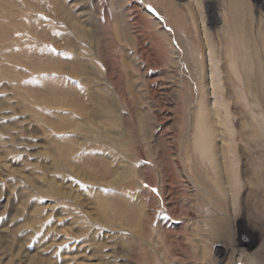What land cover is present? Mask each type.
Segmentation results:
<instances>
[{"label": "rangeland", "instance_id": "obj_1", "mask_svg": "<svg viewBox=\"0 0 264 264\" xmlns=\"http://www.w3.org/2000/svg\"><path fill=\"white\" fill-rule=\"evenodd\" d=\"M31 1L30 8L24 0H0V264H250L264 259V0H247L257 34L256 45L246 39L252 47L247 54L237 51L245 42L228 22L229 0H173L186 21L185 43L194 49L193 73L179 39L162 21L163 10L144 7L138 25L133 16L139 10L123 0H57L64 2L66 14L49 0ZM44 13L51 16L41 21ZM63 13L71 14L65 18ZM146 15L158 17L168 35H155ZM69 19L84 33L77 34ZM14 24L47 27L56 43L72 37L59 48L44 46L57 56L87 57L90 75L65 74L68 67L41 71L18 61L26 45L39 42ZM253 45L258 56L250 53ZM82 77L88 84H81ZM90 89L108 98L110 114L88 119L80 104L46 101L49 92L82 97ZM163 110L170 118L162 126L156 116ZM161 130L173 135L166 141L174 154L164 167L157 157ZM183 144L203 171L209 196L199 182L187 179L191 156H183ZM149 149L151 158L144 153ZM100 157L128 176H84L83 162ZM105 199L119 202L123 210L113 211ZM205 220L225 221V235L210 238Z\"/></svg>", "mask_w": 264, "mask_h": 264}, {"label": "bare ground", "instance_id": "obj_2", "mask_svg": "<svg viewBox=\"0 0 264 264\" xmlns=\"http://www.w3.org/2000/svg\"><path fill=\"white\" fill-rule=\"evenodd\" d=\"M63 1V0H62ZM125 2H127L130 6L131 9H134V10H139L138 11V16H136V14L133 16L134 19L136 21H134L136 24H140L142 21H141V17L143 18L144 17V12H142L141 10L143 9L144 10V7L148 6V7H151L153 9H158L160 12H162L163 10V14H160V16L162 17V21L165 22V24L167 26H169V28L171 29L172 33H173V36L174 38H178L180 43L177 41L178 43V47H180L183 52V57H185V62L187 64V68H189L190 70H192V73L194 72L193 69H194V65H195V54H194V49H189L188 47V44L186 45V38L188 39V36H187V25H186V21H185V18L183 16V14L181 13L180 11V8L176 5V3L173 1V0H140L141 2H139V0H123ZM24 2L26 4H28L31 8V6L34 7V3H32L31 0H24ZM49 2H52L54 4L53 9L54 10H60L62 12L64 11H69L68 9H66L64 7V5H62L63 3L57 1V0H49ZM124 3V2H123ZM139 4L141 5L142 4V7L140 6L139 8ZM43 5V4H42ZM36 6V5H35ZM44 6V5H43ZM67 6V5H66ZM48 7V5H45L43 8H46ZM41 8V7H40ZM68 8V7H67ZM39 9V8H38ZM66 9V10H65ZM227 10H228V16H229V21L230 24L232 25L233 27V34L236 36V38L238 40H242V42H245V44H247L246 42V39L249 41L248 43L250 44V46H252V44L254 43L256 45V38H257V34L256 33H253L252 29H251V26L253 24V17H252V8L251 6L249 5V3L247 2V0H229L228 2V5H227ZM55 11V12H57ZM54 12V11H53ZM147 12V11H146ZM65 13V12H64ZM63 13V15H64ZM46 14V15H45ZM59 14V13H58ZM66 14V13H65ZM71 14V13H69ZM68 14V15H69ZM65 16L66 17H68ZM116 15V14H115ZM30 16V14H29ZM34 17V15H31ZM44 18H41L40 20L41 21H45L47 20V17L48 16H51L47 13H44ZM72 16V15H71ZM147 16V19H148V22L150 25H152V27L154 26L156 28V32L157 34L155 35H159L158 37H166V32L163 30V26L160 25L162 23V21L158 20L157 18L158 17H148ZM203 16V15H202ZM60 18V17H58ZM63 17H61V20H62ZM63 18V19H65ZM71 18V17H70ZM123 18V17H122ZM118 19V18H117ZM60 20V21H61ZM66 20V19H65ZM64 20V21H65ZM70 20V19H69ZM74 20V19H73ZM87 20V19H86ZM115 20H116V17H115ZM72 22V24H74L73 26L75 27L74 28V31L77 32V34H80V33H84V29L83 28H80L79 25L80 23L78 24L77 26V23L75 21H72V19L70 20ZM92 21V20H91ZM63 22V21H62ZM70 22V23H71ZM124 22V20H123ZM65 23V22H64ZM70 23H68L70 25ZM84 23V22H83ZM89 23V22H88ZM87 23V24H88ZM109 23V21H108ZM71 24V25H72ZM138 24V25H139ZM164 24V23H163ZM49 25V24H47ZM66 25V24H65ZM84 25V24H83ZM114 25V24H113ZM118 25V24H117ZM123 27H124V24H122ZM229 25V24H228ZM23 28L20 27L19 24H14L12 26V28H18L20 31L22 30V34L24 33H29L31 35V37H34L36 40H38L39 42V46L37 45H26L28 46L27 50H25V53L23 54V58L21 59H17L18 61H20L21 63H23L24 65L28 66L29 68H33V69H39V70H44V71H64L67 67L69 68V70H67L68 72H66L65 74H68V75H72V76H76V75H79L82 73V76L85 75L87 76L89 74V69L90 66L88 64V62L86 61L87 57H84L82 55V58L79 57L78 55H76L75 53L72 54V56L70 55L68 58L67 57H64L63 55H55L53 54L51 51H50V48L48 47H45L44 45H50L52 48H56V47H60V44L62 43H72L73 40H72V37L70 36H67L64 38L62 37V43H56L57 41H53V38H51V35H50V31L46 28H42V27H37L36 25L34 26H29L27 24H23ZM39 26H41L39 24ZM64 26V25H63ZM72 26V27H73ZM86 26V25H84ZM82 26V27H84ZM125 26H126V23H125ZM137 26V25H135ZM6 27V26H5ZM4 26L2 28L6 29ZM67 27V26H66ZM87 27V26H86ZM119 27V25H118ZM54 28V27H53ZM116 28V27H115ZM151 28V27H150ZM65 29V28H64ZM70 29V28H69ZM87 30V29H86ZM127 30V29H125ZM55 31V30H54ZM95 31V30H94ZM128 31V30H127ZM140 31V30H139ZM6 33L8 32L7 30L5 31ZM57 32V31H56ZM118 32H119V29H118ZM123 32V31H122ZM137 32V31H136ZM142 32V31H141ZM54 33V32H53ZM61 33V32H60ZM72 33V32H71ZM70 33V34H71ZM82 33V34H83ZM121 33V32H120ZM125 33V32H123ZM122 33V34H123ZM142 33H145V32H142ZM52 34V33H51ZM68 34V35H70ZM81 34V36H82ZM91 34V33H90ZM67 35V34H65ZM76 34H74L75 36ZM96 35V34H95ZM125 35V34H124ZM168 35V34H167ZM170 35V34H169ZM73 36V35H72ZM145 36V35H144ZM69 37V38H68ZM84 37V36H83ZM92 37V36H91ZM55 38V37H54ZM157 38V37H156ZM76 39V38H75ZM74 39V40H75ZM86 39V38H85ZM92 39V38H91ZM116 39V38H115ZM124 39V37H123ZM144 39V38H143ZM2 40V39H1ZM52 40V41H51ZM78 40V39H77ZM88 40V39H87ZM94 40V39H93ZM160 41V40H159ZM158 41V42H159ZM190 41V40H189ZM21 41L18 40L17 43H20ZM77 42V41H76ZM123 42V41H122ZM120 41V43H122ZM252 42V43H251ZM5 43V42H2V44ZM14 43V42H13ZM84 43V41L82 42ZM11 44V42H10ZM243 43H241L240 46H238L237 48V51H241L242 53L244 54H247V49L249 47V45L247 44L246 46H242ZM68 45V44H67ZM123 45V44H121ZM214 45V44H213ZM6 46V45H5ZM19 46V45H18ZM24 46V45H23ZM63 47V45H61ZM146 46V45H145ZM3 47V46H1ZM258 47V46H257ZM125 48V47H124ZM254 45H253V50L251 53V55H255V56H258L256 55L258 52H255L254 51ZM8 49V48H7ZM126 49V48H125ZM252 49V47H249V50ZM11 50V49H10ZM62 50V49H61ZM119 50H120V47H119ZM2 51V50H1ZM90 51V50H89ZM88 52V51H87ZM86 52V53H87ZM129 52V51H128ZM142 54H145L143 53V51H140ZM139 52V54H140ZM163 52V51H162ZM215 52V51H214ZM78 53V52H77ZM84 54V51L82 52ZM85 53V55H86ZM58 54V53H57ZM66 54V52H65ZM71 54V53H70ZM90 54V53H88ZM87 54V55H88ZM92 54V53H91ZM120 54V53H119ZM149 54V53H148ZM151 54V53H150ZM22 55V54H21ZM182 55V54H181ZM250 55V56H251ZM91 56V55H90ZM164 56V55H163ZM89 57V56H88ZM132 57V56H131ZM153 57V56H152ZM155 57V56H154ZM162 57V56H161ZM167 57V56H166ZM91 58V57H90ZM126 58V57H125ZM179 58V56L176 57V59ZM92 59V58H91ZM148 59V58H147ZM158 58H156L157 60ZM162 59V58H161ZM257 59V58H256ZM143 60V59H142ZM141 60V61H142ZM163 60V59H162ZM94 61V60H93ZM92 61V62H93ZM120 61V60H119ZM135 61V60H133ZM158 61V60H157ZM177 61V60H176ZM90 62V61H89ZM125 62V61H124ZM149 62V61H148ZM159 62V61H158ZM164 62V61H163ZM215 62V60H214ZM146 63V62H144ZM170 63V62H169ZM93 64V63H92ZM91 64V65H92ZM149 64V63H148ZM157 64V63H156ZM124 66H126L124 63H123ZM139 65V64H138ZM153 65V64H152ZM164 65V64H163ZM170 65V64H169ZM177 65V64H176ZM183 65V64H182ZM215 65V64H214ZM123 66V67H124ZM128 66V65H127ZM146 66V65H145ZM154 66V65H153ZM171 66V65H170ZM216 66V65H215ZM139 67V66H138ZM175 67V66H174ZM125 68V67H124ZM152 68V67H151ZM184 68V67H183ZM126 69V68H125ZM154 69V68H152ZM173 69V68H172ZM98 70V69H97ZM127 70V69H126ZM182 70V69H181ZM91 71V70H90ZM93 71V70H92ZM91 71V72H92ZM99 71V70H98ZM101 71V69H100ZM128 72V71H127ZM101 73V72H100ZM130 73V72H129ZM110 74V73H109ZM184 74V73H183ZM90 75V74H89ZM98 75V74H97ZM111 75V74H110ZM124 75V74H123ZM134 75V74H133ZM151 76V75H150ZM71 77V76H70ZM103 76L101 75V78ZM123 77V76H122ZM100 78V77H99ZM150 78V77H149ZM158 78V77H157ZM189 78V77H188ZM68 80V78H66ZM87 79V78H86ZM85 77H82V82L81 84H88V82L86 81ZM128 79V78H127ZM133 79V78H132ZM153 79V77H152ZM155 79V78H154ZM91 80V79H90ZM106 81V80H105ZM133 81V80H132ZM153 81V80H152ZM219 81V79H218ZM189 82V80L187 81ZM30 83V82H29ZM79 83V81H78ZM77 83V84H78ZM132 83V82H131ZM220 83V82H219ZM128 84V83H127ZM218 84V82H217ZM91 85V84H90ZM132 85V84H131ZM35 86V85H34ZM84 86V85H83ZM82 86V87H83ZM107 86V85H106ZM110 86V85H109ZM153 86V85H152ZM163 87V86H162ZM104 88V87H103ZM125 88V87H124ZM31 89V88H30ZM153 89V88H152ZM33 90V89H32ZM92 89H90L89 91H82V97H77L78 96V93H76V95L74 96L71 95V94H67L66 95V92H62V94H54V92H49V94H46L47 95V102H51L52 104H57V105H62V104H66L67 102L70 103V104H73V103H77V104H80V106L82 107V115H84L85 118H93L94 115H97V114H110L112 112V104L111 103H107L108 102V98L103 95L102 93L100 92H92L91 91ZM132 90V89H131ZM130 90V91H131ZM39 91V90H37ZM94 91V90H93ZM104 91V90H103ZM157 91V90H156ZM156 91L154 90L153 91V94L156 93ZM29 92V91H28ZM35 92V91H34ZM33 94H37V95H33L34 97H40L38 94L40 93H34ZM43 92V91H42ZM74 93L76 91H73ZM152 92V91H151ZM161 92V91H160ZM167 92V91H166ZM53 93V94H52ZM32 94V93H31ZM126 94V93H125ZM98 95V97L96 98V96ZM107 95V94H106ZM138 95V94H137ZM134 96V95H133ZM150 96V95H149ZM157 96V95H156ZM161 96V95H160ZM160 96L158 95V97L160 98ZM129 98V96H127ZM155 97V96H154ZM33 98V97H32ZM42 98V97H41ZM82 98V99H81ZM93 98H96L95 100ZM112 98V97H111ZM140 98H141V95H140ZM43 99V98H42ZM94 101H93V100ZM137 99V98H136ZM86 100L87 102L89 103L90 101L91 102H94L93 104V107L90 106L89 108V105L86 103ZM132 100V99H131ZM130 100V101H131ZM155 100V99H154ZM119 101V100H118ZM130 101H129V104H130ZM141 102V100H140ZM158 102V101H157ZM164 102V101H163ZM160 103V102H159ZM162 103V102H161ZM98 104V106H96ZM88 105V106H87ZM119 105V104H118ZM157 105V104H156ZM133 106V105H132ZM119 107V106H118ZM111 108V109H110ZM87 109V110H86ZM116 109V108H115ZM146 109V108H145ZM163 109V108H162ZM161 109V110H162ZM166 109V108H165ZM114 110V109H113ZM169 110V109H168ZM117 111V110H116ZM119 111V110H118ZM144 111V109H143ZM145 112V111H144ZM147 112V111H146ZM159 112V111H158ZM180 112V111H179ZM136 113H137V110H136ZM101 114V116H102ZM116 114V113H115ZM140 114V113H139ZM146 114V113H145ZM185 114V113H184ZM148 115V114H147ZM172 115V114H171ZM103 117V116H102ZM118 117V116H117ZM168 118H170V116L165 113V110L162 111V113H158L157 116H156V119L158 121L159 124H161L163 126V123L166 122L165 120H167ZM227 118V117H225ZM113 119V118H111ZM149 119V118H148ZM117 120V119H116ZM119 120V119H118ZM144 121V120H143ZM115 122V121H114ZM149 122V121H148ZM224 122V121H223ZM113 123V122H112ZM138 123V122H137ZM105 124V123H104ZM139 124V123H138ZM146 124V122L144 123ZM77 125V124H76ZM113 125V124H112ZM154 125V124H153ZM78 126V125H77ZM99 126V125H98ZM161 126V127H162ZM85 127H88V126H85ZM102 127V126H101ZM148 127H152V126H148ZM103 128V127H102ZM113 128V127H112ZM143 128H144V125H143ZM154 128V127H153ZM180 128V127H179ZM147 129V128H146ZM105 130V129H103ZM109 130V129H108ZM143 130V137L146 135V131L144 129ZM149 130V129H147ZM152 130V129H151ZM150 130V131H151ZM184 130V129H182ZM116 131V130H115ZM159 131V130H158ZM166 131V130H165ZM77 132V131H76ZM75 132V133H76ZM136 132H138L136 130ZM149 132V131H147ZM160 132H162L160 134V140H159V145L158 147H160L161 150H159L158 153V158L161 159V165L164 167V165H168L170 164V159H171V156H172V153H173V147L170 145L172 142L170 141H166L168 138L172 139L173 138V135L170 134V133H163V130H161ZM98 133V132H97ZM100 133V132H99ZM178 133V132H177ZM111 134V133H110ZM140 134V133H139ZM157 134V133H156ZM104 135V134H103ZM111 136V135H110ZM114 136V135H113ZM92 137V136H91ZM98 137V136H97ZM138 137V136H137ZM142 137V138H143ZM179 137V136H178ZM114 138V137H113ZM181 138V137H180ZM101 140V138H100ZM112 140V139H111ZM86 141V140H85ZM105 141V140H104ZM156 141V140H155ZM117 142V141H116ZM158 142V140H157ZM83 144V143H82ZM99 144V143H98ZM103 144V143H102ZM105 144V143H104ZM119 144V143H118ZM161 144V145H160ZM177 144V143H176ZM122 145V144H121ZM188 145V144H187ZM126 146V145H125ZM124 146V147H125ZM182 146H185L183 149L185 150L184 151V157L187 156L188 158H190V153L188 152L189 149L188 147L186 146V144H183ZM116 147V145H115ZM162 147V148H161ZM157 149V148H156ZM151 149L147 150V151H144V153L150 157V151ZM138 151H142V150H138ZM156 152V150H155ZM64 153V152H63ZM179 153V152H178ZM142 154V153H141ZM174 154V153H173ZM107 155V154H106ZM180 158L182 157L181 153L179 154ZM151 158V157H150ZM149 158V159H150ZM148 159V158H147ZM174 160V157L172 158ZM176 159V158H175ZM191 162L188 164V170H192V175L189 174V171H188V174H186L187 176V179L190 180H194L196 182H199L202 186L201 189L202 190V193L209 196L210 193L209 191H207V185H206V182L205 180L203 179L202 175H203V171L199 168L198 164H196L197 162H195L194 160H196L195 158H193L191 156ZM172 160V161H173ZM160 164V163H159ZM109 164L107 162H105L104 160L100 158H94L93 160L92 159H86L83 164H82V171L85 173L84 176H87L89 175L91 178L95 179V180H98V179H105V178H109V177H112L115 173H117V171L115 172L114 169H112L110 166H108ZM173 165V163H172ZM125 167V166H124ZM119 168V167H118ZM127 168V167H126ZM128 169V168H127ZM165 172V170H163ZM171 172V171H170ZM83 174V173H82ZM116 176H119L118 178L119 179H124L126 178L127 173L124 172V171H121L120 173H117ZM115 176V177H116ZM162 177V176H161ZM165 177V176H164ZM169 177V174H167V178ZM176 177V176H175ZM90 179V178H89ZM115 180V179H114ZM162 180V179H161ZM111 181V180H110ZM168 181V180H167ZM200 190V191H201ZM165 192V191H164ZM101 196V195H100ZM101 198V197H100ZM204 199V198H203ZM217 200V199H216ZM105 201V205L110 207L113 211H121L123 210V206L119 203V202H114V201H110L109 199H105L103 200ZM205 202H207L205 199L203 200ZM207 204V203H206ZM103 206V205H102ZM104 207V206H103ZM105 209V208H104ZM110 209V210H111ZM131 209V207H130ZM129 210V209H128ZM223 210V209H222ZM126 212V210H124ZM130 212V211H129ZM133 212V211H132ZM112 213V212H111ZM115 213V212H114ZM134 213V212H133ZM216 213V212H215ZM113 214V213H112ZM124 214V213H123ZM126 215H128L129 213H125ZM213 215V213H212ZM217 215V214H216ZM119 216V215H118ZM123 216V215H122ZM214 216V215H213ZM204 217V216H203ZM216 218V217H214ZM125 220V219H123ZM138 220V219H136ZM126 222V220L124 221ZM205 223V226L207 227L208 231H209V237L210 238H217V237H220V236H224L225 233H226V229H227V224L225 221H215V222H210L209 220L208 221H204ZM209 240V239H208ZM184 249V248H183ZM185 251V250H184ZM178 254V253H177ZM250 264H264V259L262 257H256V259L253 258V260L251 261Z\"/></svg>", "mask_w": 264, "mask_h": 264}, {"label": "snow or ice", "instance_id": "obj_3", "mask_svg": "<svg viewBox=\"0 0 264 264\" xmlns=\"http://www.w3.org/2000/svg\"><path fill=\"white\" fill-rule=\"evenodd\" d=\"M145 187H147V186H145ZM156 191H157V190H156L155 188L152 189V192H156Z\"/></svg>", "mask_w": 264, "mask_h": 264}]
</instances>
